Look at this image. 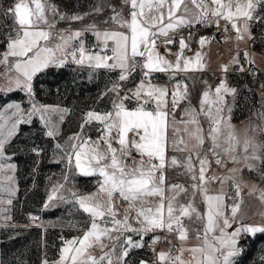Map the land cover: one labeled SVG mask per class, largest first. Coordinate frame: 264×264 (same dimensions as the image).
<instances>
[{
	"label": "snow or ice",
	"instance_id": "snow-or-ice-1",
	"mask_svg": "<svg viewBox=\"0 0 264 264\" xmlns=\"http://www.w3.org/2000/svg\"><path fill=\"white\" fill-rule=\"evenodd\" d=\"M167 0H125V3L130 6L129 18L114 17L125 31H105L103 33L96 32L97 39L103 44V47L108 48V42H113L111 49L112 55L102 54V52L88 51L81 43L80 47L73 50L70 55L74 63L83 65L88 64L89 67L97 69L105 68L109 70L119 69V80L124 81L128 76L140 68L144 78H151L152 73H165L171 71L187 72L196 71L203 68L201 62V53L197 52L195 58H183L182 52L187 47L184 38L179 41L181 53L177 54L175 63L164 59L156 52V38L158 36H168L169 31H175L185 24H191L192 21L185 17H177L175 11L181 7L182 0H171V5L167 9L168 22L165 24V14L161 9L165 6ZM196 0H193L195 3ZM203 4V0H201ZM214 6L208 8L203 4L204 12L201 14L197 22H205L208 15L216 18L217 25L219 19L223 18L231 22L232 28L237 32V38L242 39L241 27L236 23L237 20L243 19V32L248 31V22L253 19H264V17L254 16L256 8L260 4H264V0H211ZM199 6V5H198ZM50 5H47L45 0H16L13 6L9 7L7 14L13 18L12 32L7 40L6 51L0 58V63H8L9 58H14L13 67L19 73V77L15 80L16 88L24 90L32 95V80L33 77L48 68L50 65L60 66L65 63L64 59H57L54 50L44 46L41 42L48 41L51 33L43 29V25L49 28L52 25L48 21L46 15ZM149 9L146 13L145 9ZM55 12L54 8H51ZM155 11L157 14L152 15ZM63 18V17H61ZM78 19L79 17H75ZM75 37L81 35L76 32ZM68 37L67 39H72ZM62 39H64L62 37ZM206 38H200V44L203 46ZM67 40H65V44ZM166 45L173 43L172 39L165 41ZM61 45H57L59 49ZM77 55L79 58L77 59ZM247 56V53H245ZM238 63V61H234ZM227 71V66H224ZM243 71V68L240 69ZM22 77V79H21ZM175 79L173 75L170 77ZM12 89H7L11 91ZM110 91L116 92L113 88ZM228 92H235V89H229L226 83L221 82L215 88V98L210 97V90H205L200 99L199 113L195 109H186V115L189 116L188 123L196 125L192 135L198 141V144L203 145L205 135L202 128L199 127L198 115L203 114L209 121V129L207 132L213 148L220 146V140L223 136L227 144L226 151L234 152L239 141L233 135L230 125L223 121L219 115H213V109L217 114L223 111L221 107L224 104V95ZM169 95L167 88L154 87L150 82L146 83L145 79H141L135 91L129 96L125 94L119 102L113 103L112 111L98 113L88 111L85 116L84 124L81 125L83 131L85 124H91L93 121L103 124L105 136H110L114 131L118 136L120 152L125 156L130 157V148L127 140L128 134L132 133L135 137L131 141V148L141 156L139 163L133 167H126L121 163L120 158L116 155L117 149L108 143V151L111 153L109 158L97 151L93 145L98 141H91V138H85L80 134H75L69 137V140H74L76 143L70 145L71 151L67 153V161L71 166L74 162V167L78 173L83 176H93L99 174L102 177V182L99 185V191L106 194L108 197V206L104 208L100 203L94 202L95 196L86 195L78 196L72 193L75 197L74 202L79 205L83 212L88 213L91 218L90 227L83 232L82 237H73L64 241V246L60 250L59 260L57 264H101L107 259L108 264H113L111 257L105 253L97 258L89 251L93 246L100 244L101 237L111 236V232L120 231L122 226L124 231L135 233H144L155 231L157 229H167L169 232L178 231L179 239H187V230L183 227L182 218H191L193 214L197 215L198 219H205L204 225V240L203 246L193 247L188 249L193 254L194 264H236V258L243 254V248L240 247L241 238L243 236H251L257 233L264 232V226L247 225L242 222L235 227L233 231L228 232L227 229L232 228L233 224L237 223L236 216L239 211V205L231 207L232 219L229 220L224 213L223 195H209L205 184V166L206 159H199L200 185L193 184V188L199 187L204 194V202L206 204V213L201 217L197 210L188 204H178L176 197L184 192L181 186L171 185L170 190L174 193L171 197L165 196L164 181L165 176L163 170L166 163L167 151V99ZM188 95L187 85L182 81L177 80L171 96L172 107L175 109L180 100L186 99ZM125 99H135L138 106L134 109L126 107ZM155 101V109L150 110L149 104ZM8 109H14L12 115L16 117L8 131V137L15 133L18 125L21 123H32V116L39 115L41 121L49 127L48 136H53L54 126L52 125V115L63 110L48 105H37L33 102L32 107L26 113L18 103H11L6 106ZM4 112H0V120L4 119ZM63 119V116H60ZM4 125L0 124V128ZM227 130L226 133L224 130ZM7 137L0 139V157H3ZM174 146H176L174 142ZM57 147H61L57 145ZM264 146L256 145L250 140H245L243 149L245 160H257L260 157L257 153ZM178 150H183L179 149ZM147 158L148 166L145 167ZM197 158L198 155H197ZM234 158V157H233ZM158 161V163H153ZM219 163V161H217ZM171 164L177 165L176 157L171 158ZM251 166V165H250ZM13 165H8L12 169ZM186 167L189 172L193 171L192 156L187 157ZM3 170V165H0V171ZM67 179V177L65 178ZM193 180L197 177L193 176ZM62 187V185L58 186ZM57 188L53 189V194L48 197L49 201L56 198ZM113 194H118L123 200L129 202L141 201L142 206L137 210V221L142 227L139 229L132 228L128 224V217L123 220L116 219V212L112 204ZM159 197V202L155 207L143 206V202L147 197ZM63 199V197H59ZM264 198V196H262ZM11 203V201H9ZM48 205H45L47 207ZM111 219L113 227L101 228L98 221ZM142 218V219H141ZM33 219H36L35 217ZM222 219L223 226H220L219 221ZM219 229V235L214 236L215 243H210L208 240L209 233H215ZM118 238V237H117ZM199 238V237H198ZM159 237H154L155 241ZM125 243L128 248L141 247V242H134L131 236H127ZM183 252V249L181 250ZM196 254H199L197 257ZM128 251L125 249L123 256H127ZM119 257L117 264H119ZM158 259L164 264L165 261H170L167 253L160 252ZM192 264L182 259V256H177L170 264ZM141 264H144L142 261Z\"/></svg>",
	"mask_w": 264,
	"mask_h": 264
},
{
	"label": "crops",
	"instance_id": "crops-1",
	"mask_svg": "<svg viewBox=\"0 0 264 264\" xmlns=\"http://www.w3.org/2000/svg\"><path fill=\"white\" fill-rule=\"evenodd\" d=\"M203 4H206L208 8L214 7L211 4V0H203ZM203 4H201V0H196L195 3H193V0H182L181 7L175 11V15L177 17H185L187 20L192 21V23L185 24L175 31H169L167 37L158 36L156 38V52L159 56L173 64L177 59V54L181 53L179 41L181 38H184L187 47L182 52V59L195 58L196 53L199 52L201 53V62L203 64L202 69L176 73H172L171 71L165 73H152L150 81L142 76L140 68H137L133 73H137L141 79H145L146 83L150 82L154 87L167 88L169 91V95L166 97L168 102L166 108L168 113V127L166 163L163 170L165 181L168 180L166 178V167H170L168 165L171 161V154L173 157H176L178 161V164L174 165V168L176 169L180 168L179 163L181 156L188 157L191 155L194 157L197 161L195 165L198 169L200 168L199 159H206L209 162H207L206 167H208L209 164L211 169L215 166H220L221 168L218 182L211 187L208 194L223 195L224 213L229 220L232 219L231 207L233 205H239V211L236 216L237 223L233 224L232 228L227 229V231H233L235 227L239 226L240 222L247 225L264 226V198H262L264 192L260 189L259 183H257L260 182L261 179L264 180L263 173L260 172L259 167L261 161H264V147H262L257 153L260 159L250 161L245 160V155L250 154V150L249 153H245L243 149V143L245 140H250L256 145L264 146V57H260L247 50L249 29L247 32H243V19L236 21L238 26L241 27L242 39L237 38L236 30L233 29V33L227 31V21L223 18L219 19L218 25L216 23V18L211 15L206 17L205 22H197L205 10ZM170 5L171 0H167L165 6L161 9L165 14V24L168 22L167 9ZM145 12L148 13L149 9L146 8ZM151 14L156 15L157 13L153 11ZM128 18L129 13L124 19ZM105 31H125V29H122L119 25L102 28L96 32L103 33ZM201 37L206 38L203 46L199 42ZM167 39H172L173 43L171 45H166L165 41ZM71 41L72 40L69 41V46L66 51L69 50ZM81 43L88 51L102 52V54L109 56L112 55L111 49L114 46L113 42L109 41V46L105 49L102 42L97 39L96 34L93 35V38L90 41L86 38H80L77 43L78 48ZM245 53H247V56H245ZM234 61H238V63H234ZM85 64L88 65L87 63ZM224 66H227V71L224 70ZM241 67L243 68V71L250 70L251 68L261 75V82L259 83V85H261L255 89V95L252 94V92H249L252 90L250 86L254 85L251 83V80H242L240 79V76H236L235 73L242 72L240 70ZM112 71L120 73L119 69H113ZM173 75L176 77L175 79L170 78ZM213 76H218V78L212 80ZM141 79L133 85L132 93L137 88ZM177 80L182 81L187 85L188 95L186 99L180 100L175 109H173L171 92L177 83ZM221 82L226 83L229 89H235V92L223 94L224 104L221 106L223 111L217 114L215 109H213V115L221 116L223 121L230 125L233 135L239 141L234 152L225 150L227 144L223 136L220 140V146L213 148L212 142L207 136L209 121L203 114L198 115V120L199 127L204 131L205 141L203 145L198 144V141L192 135L195 131L196 125L188 123L189 116L186 115V109H195L197 113H199L200 99L205 90H210V97L214 99L215 88L219 86ZM137 106L138 104L136 101L135 105L127 108L134 109ZM149 109H155L154 100L150 102ZM224 131L226 133L227 130L225 129ZM172 134H177L179 136V149L183 150H179L178 152H171L169 150L168 139ZM110 136L113 138L108 140L111 143V146L117 149V151H120L118 136L115 131ZM134 138L135 137L132 133L128 134L127 140L129 148H131V141ZM93 146L98 150H106L107 157H111V153L108 151V143L105 141L98 140V143ZM197 155L199 158H197ZM139 161L140 160L137 158H128L124 156L121 163L126 167H133L135 164L139 163ZM217 161H219V163ZM249 162H251V165H257V172L253 174L251 178H249L247 173L243 172V169L247 167ZM4 164L3 157H0V165H3V170ZM6 164L13 165L14 167L16 166L15 161L11 158H9ZM144 166L147 167L146 165ZM14 167L11 169L12 172L8 174L12 180L10 192L4 189V185L1 183V181L4 180L5 175L2 173L3 170L0 171V264H57L59 260V254L56 253L58 242L61 239L69 240L73 237H82L83 231L78 233L73 231L68 235L69 222L66 215H64L66 209L61 206V203L56 205L58 208H54V211L50 215H37L33 212H27L26 215L24 214L26 216L24 221H15L13 208L15 202H17V200L19 201L20 186L18 175L14 172ZM78 175L83 176L79 173ZM95 175H93L95 176L94 181L97 180L102 182V177H100L98 173ZM250 180L256 182V184L247 185L246 182H249ZM171 185L176 184L174 182V184L172 183ZM171 185H163L166 189V197L174 195L170 190ZM83 195L84 194L78 196ZM180 195L181 193L178 196ZM232 196H240L234 204L230 202ZM112 198L114 210L116 212L115 218L123 220L127 216L128 224L131 225L132 228H141V223L137 221V210L141 208L142 202L125 201L118 194H113ZM9 201H11V203H9ZM22 202L23 200L21 199L20 204ZM158 202L159 197L150 196L145 199L143 206L155 207ZM44 205H46V202ZM103 207L106 208V206ZM75 210L76 212L81 213V215L86 214L79 208L77 203L75 205ZM200 210L204 216L206 213L204 198L203 208H200ZM87 216V218H90L89 215ZM34 217L36 219H33ZM52 218L54 219L53 221H51ZM89 220H91V218ZM90 223L91 221L87 223L85 230L90 227ZM98 223H100L101 228L108 227L111 229L113 227L110 218L105 221H98ZM76 224L78 223L76 222ZM219 224L220 226H223L222 219L219 221ZM118 227H120L119 232L113 231L111 232V236L101 237L99 243L103 244L104 247H100L99 244H97L89 251L97 258L107 253L111 257L113 264H117L118 257L120 258L119 264H141L144 257L143 235L145 234L124 231L122 226ZM48 228L55 229L54 235L49 236L47 234ZM74 229H76V227L73 228V230ZM128 235L132 237L134 242H141L142 246L138 248H128L125 243V239ZM218 235L219 229H217L215 233H209V242L215 243L213 237ZM261 236L264 237V232L251 236H243L241 238L240 247L244 250L243 255L246 254L247 257L251 253L254 255L253 252L255 250L253 245L250 247L247 245V242L243 240L247 237H251V241L253 242L255 239H260ZM203 240L204 235L199 236L198 238V236L195 237L188 232L187 239L181 240L179 239L178 233L176 242L179 247L173 255V261L177 256H182L184 261L192 262V264H194L193 254L188 251V249L203 246ZM125 249L128 251L127 256H123ZM182 249L183 252L181 251ZM196 255L199 257V254ZM238 260L239 257L236 258V264ZM104 261L108 264L107 259ZM143 262L144 264H147L145 261Z\"/></svg>",
	"mask_w": 264,
	"mask_h": 264
},
{
	"label": "rangeland",
	"instance_id": "rangeland-1",
	"mask_svg": "<svg viewBox=\"0 0 264 264\" xmlns=\"http://www.w3.org/2000/svg\"><path fill=\"white\" fill-rule=\"evenodd\" d=\"M15 2L16 0H0V58L6 51L9 36L14 35L12 32L13 18L7 14V10ZM45 2L51 6L46 15L52 27L42 26L51 35L48 41H42L41 43L53 49L56 58L64 59L65 63L60 66H49L39 72L40 74L37 73L32 80V95L15 86L14 82L20 74L13 67L14 58L10 57L8 63H0V112L5 114L4 119L0 120V124L4 125L3 128H0V139L7 137L3 153L5 164L2 172L5 177L1 183L4 185V189L10 192L12 180L8 174L12 170L8 168L6 162L11 158L16 164L14 172L18 175L20 186L19 201L15 202L13 208L15 221H24L27 212H33L37 215H50L54 208H58L56 205L61 203V206L66 209L64 215H66L69 222L68 235H70L73 231L77 233L84 232L87 223L91 221L89 220L90 218H87L88 213H86L87 215H81V213L76 212L75 197L72 193L77 195L84 194L83 196L94 194V202L100 203L106 208L109 201L106 194L99 191L101 182L94 181L96 175L79 176L74 167V162L71 166L68 164L67 153L71 151L70 145L76 143L74 140H69V137L80 134L85 138L90 137L91 141L113 139L111 136H105L103 124L97 121L85 124L82 131L81 125L84 124L86 113L88 111L98 113L112 111L113 103L119 102L125 94L131 96L133 85L141 78L137 73H133L126 80L120 81L119 72L105 68L97 69L86 64H76L72 59L67 60L65 56L66 52H68L66 49L70 40L78 43L80 38H86L90 41L99 29L119 26L118 20L114 19V17L124 18L129 13L130 6L125 3V0H45ZM51 8H54L55 12ZM75 17L79 18L76 19ZM76 32H80L81 35L75 37L74 34ZM70 36L73 38L67 39ZM65 40H67L66 44ZM57 45L62 47L58 49ZM235 74L240 76L242 80H251L254 85L250 86L252 90L249 92L255 95V89L261 85H259L261 75L251 68ZM212 80L215 79L212 78ZM113 88L117 89V91H110ZM7 89L12 90L7 91ZM33 102L37 105H48L63 110L52 115V125L54 126L55 134L51 137L48 136L49 127L40 120L39 115H33L32 123H21L15 133L8 137V131L11 129L16 117L12 115L14 109H8L6 106L11 103H18L26 113L31 109ZM124 103L126 107H130L136 104V100L125 99ZM61 115L63 116L62 120L60 119ZM172 137L178 139V145L174 149L170 146ZM57 145L61 147L58 148ZM168 147L171 152L179 151V136L177 134H172L169 137ZM97 151L108 156L104 149H97ZM116 154L122 162L125 155L120 151H117ZM172 157L171 154L170 158ZM108 158L110 160V157ZM130 158L141 160L139 157ZM186 162L187 157L181 156L180 168L178 169L174 168L175 166L171 164V161L169 162L168 166L170 167H166V178L168 180L164 182V185L169 186L175 182L176 185L185 189L180 196L176 197V202L178 204L191 202L197 213L203 217L200 208H203L204 194L199 187L195 189L192 187L193 184L199 186L201 183L199 180L200 168H197L195 165L197 161L192 157L193 171L189 172ZM155 163H158V161H155ZM250 165L251 162L243 169V172L247 173L249 178L257 172V165ZM208 167L205 166L204 184L207 193L218 182L221 172L220 166L212 167L213 169H211V166ZM259 167L264 178V161H261ZM193 176H196L197 179L193 180ZM66 177L67 179H65ZM246 183L247 185L256 184L252 180ZM257 183H259L260 189L264 192V180L261 179ZM60 185L62 187H58ZM54 188H57L56 198L49 201L48 197L53 194ZM61 196L63 199L59 198ZM239 197L232 196L230 202L234 204ZM21 199L23 202L20 204ZM45 202L48 205L47 207L44 205ZM53 220L52 218L51 221ZM204 223L205 220L198 219L196 214H193L191 218H182L183 227L190 235L195 237L203 236ZM75 227L76 229L73 230ZM162 231H167V229H157L149 233L154 234ZM47 232L49 236L54 235L55 229L48 228ZM172 232L176 240L178 231L174 230ZM243 241H246L250 247L254 246V255L251 253L247 257L246 254H242L239 256L237 264H264V237L261 236L260 239H255L254 243L251 241V237H247ZM162 251L168 254L165 248H160L158 254ZM157 260L160 261L158 258ZM143 261L147 264H152L148 257H143ZM166 263L170 264V262Z\"/></svg>",
	"mask_w": 264,
	"mask_h": 264
},
{
	"label": "built area",
	"instance_id": "built-area-1",
	"mask_svg": "<svg viewBox=\"0 0 264 264\" xmlns=\"http://www.w3.org/2000/svg\"><path fill=\"white\" fill-rule=\"evenodd\" d=\"M254 16L256 17H264V4H260L257 6L256 11L254 12ZM248 29L250 31V37H249V43L247 50L250 52H253L257 54L260 57H264V19H253L252 21L248 22ZM226 29L229 32H233V28L231 25V22L227 21L226 24ZM193 34V33H191ZM77 43L71 41L70 43V48L68 52H66V59L71 60V55L70 53L73 50H76ZM79 55H77V58ZM213 79H217V76H213ZM172 143H170L171 148H175L178 145V139L172 137L171 138ZM174 142L176 146H174ZM128 158L130 157H139L141 156L134 150L130 149V157L127 156ZM145 160V165L148 166V161L147 158H144ZM155 163V161H153ZM154 237H159V240L155 241L154 243ZM64 239H61L58 242V249L56 253H60L61 248L64 246ZM178 243L175 240L174 233L171 231H162L159 233H146L143 235V249H144V257H148L151 261L152 264H162L161 261H158V250L160 248H165L168 252V256L170 258V261H173V255L176 253L178 250ZM170 261H165L164 264H167L166 262ZM101 264H107L105 261H102Z\"/></svg>",
	"mask_w": 264,
	"mask_h": 264
},
{
	"label": "trees",
	"instance_id": "trees-1",
	"mask_svg": "<svg viewBox=\"0 0 264 264\" xmlns=\"http://www.w3.org/2000/svg\"><path fill=\"white\" fill-rule=\"evenodd\" d=\"M40 74V73H39ZM36 77V76H35Z\"/></svg>",
	"mask_w": 264,
	"mask_h": 264
}]
</instances>
